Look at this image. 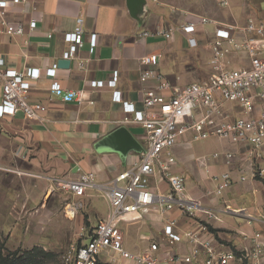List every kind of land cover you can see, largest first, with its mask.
Returning a JSON list of instances; mask_svg holds the SVG:
<instances>
[{
  "label": "crops",
  "instance_id": "1",
  "mask_svg": "<svg viewBox=\"0 0 264 264\" xmlns=\"http://www.w3.org/2000/svg\"><path fill=\"white\" fill-rule=\"evenodd\" d=\"M216 5L218 12L207 15L191 13L163 0H145L142 11L133 16L128 0H24L10 4L8 16L13 22L28 25L35 17L37 28L23 35L0 33V53L9 67L40 68L42 76L33 83L30 100L45 103L48 110L46 121L26 118L21 112L0 118V230L9 243L29 244L34 232L49 228L45 223H50L53 209L49 207L50 201L44 203L48 193L50 197L58 194L64 199L61 192L51 190L50 182L42 175L78 176L90 171L96 174L98 182H105L139 162L146 146L145 131L140 124L126 120L134 114L126 113L122 102L113 100V92L119 90L123 101L133 103L138 110L144 109L143 94L156 85L142 77L145 56H157L153 66L171 81L173 89L203 79L199 78L200 70L209 72L212 51L206 33L210 37L214 26L200 28L202 34L197 47H191L182 32L164 39L144 36L145 31L198 21L200 16L237 27L246 25L250 17L264 21V0H232L229 8ZM79 17L84 20V45L71 59L70 67L59 68L56 79L65 90H84L87 97L81 104L52 97L53 80L45 74L69 48L64 35L75 29ZM232 32L238 38L243 37L234 28ZM93 33L97 34L94 48L90 44ZM238 55H231L232 59L238 61ZM115 73L118 74L116 86H91L92 80H108ZM225 108L233 116L241 112L235 104L226 103ZM121 128L125 133L120 137L121 142H117L114 134ZM209 139H215L216 144L196 147V140L190 134L178 142L173 148L176 163L172 172L185 177L190 198L200 199L217 211V218L210 224L215 231L210 236L229 247L244 249L250 245L249 237L255 231L264 230V177H252L250 162L238 145L215 137ZM227 152L235 153L230 165L226 163ZM215 153L219 156L215 157ZM228 170L234 180L232 187L221 196L206 195L216 185L214 176ZM241 175L245 176L244 180L240 179ZM162 184L167 190L166 181L159 184L163 190ZM91 197H94L91 210L102 220L109 212V204L98 189L89 190L88 196L81 200L87 205ZM226 206L245 208L256 220L249 224L240 215L225 213L222 210ZM177 213L170 211L166 216ZM221 214L238 219L227 222ZM37 216L41 218L40 224L35 223ZM181 222V228L185 227L184 218ZM162 226L161 218L152 221L137 215L119 221L126 246L135 251L143 249L148 238L159 236ZM134 239L144 246H134ZM174 250L186 253L189 246L177 244Z\"/></svg>",
  "mask_w": 264,
  "mask_h": 264
},
{
  "label": "built area",
  "instance_id": "2",
  "mask_svg": "<svg viewBox=\"0 0 264 264\" xmlns=\"http://www.w3.org/2000/svg\"><path fill=\"white\" fill-rule=\"evenodd\" d=\"M231 1L215 0L223 8H229ZM21 2L24 0H0V33L14 36L36 30L35 17L28 25L9 18L10 4ZM83 22L79 17L75 29L65 33L69 48L63 58L76 57L83 47ZM209 25L214 29L210 37L206 33L212 51L206 77L173 89L171 81L153 66L157 56L150 55L143 59L146 68L142 77L153 80L156 85L144 92V109L138 110L133 103L123 101L119 90L113 92V100L122 102L126 113L134 114L126 120L140 124L145 131L146 146L137 164L105 182H98L96 174L90 171L78 176L42 175L50 182L52 191L61 192L66 208L73 214L85 206L81 198H86L89 190H100L109 204L107 216L95 225L88 239L63 256L66 264H264V230L255 231L249 237L250 245L244 249L215 240L210 236V224L217 218V211L200 199L190 198L185 177L172 172L176 163L173 148L190 134L192 140L215 137L238 145L250 162L252 177H264V21L250 17L246 25L237 27L200 16L198 21L158 27L143 35L170 39L176 32H182L189 45L197 47L202 34L200 28ZM233 28L243 37L235 36ZM90 44L92 48L96 46L97 34H91ZM233 54H239L238 61L232 59ZM59 68L55 62L45 73L53 80L52 97L83 103L86 92L65 90L56 79ZM41 76L38 67L19 70L7 66L0 53V118L21 112L32 120H47V105L30 100L33 83ZM117 81L115 73L108 80H92L91 86L114 87ZM166 91L170 93L165 94ZM226 103L237 105L240 114L233 116L225 108ZM214 156L218 157L219 153ZM225 158L230 165L235 153L227 152ZM240 179L244 180L245 176L241 175ZM214 180L216 185L209 192L215 196H221L234 181L229 170L215 175ZM164 181L169 185L165 191L159 185ZM170 211L178 213L167 217ZM222 211L240 215L249 224L256 220L245 208L226 206ZM134 215L152 221L161 218L163 224L160 240L148 238L147 245L137 251L126 246L125 233L119 227L121 219ZM183 218L186 225L181 228ZM177 244H187L189 251L174 250Z\"/></svg>",
  "mask_w": 264,
  "mask_h": 264
},
{
  "label": "rangeland",
  "instance_id": "3",
  "mask_svg": "<svg viewBox=\"0 0 264 264\" xmlns=\"http://www.w3.org/2000/svg\"><path fill=\"white\" fill-rule=\"evenodd\" d=\"M166 3L174 6L185 8L191 13L195 14H207L212 15L217 13V5L214 0H163ZM209 73V72H208ZM208 73L199 71V78H203L208 75ZM210 144H216L215 139H206V140H196L194 145L196 147L205 146ZM204 147V148H205ZM167 183V182H166ZM167 185V184H166ZM165 184H162L163 190ZM169 186V185H168ZM51 193L46 195L44 203L51 202L49 207L53 209V216L50 220L49 228H47L43 232H34L33 233V241L29 244H12L8 242L7 236L3 234L0 230V243L2 245V253L7 254H17L24 255L25 257L29 252L33 254L34 248H43L45 252L49 253L48 255H43L40 252L35 253V257L39 260L36 264H66L64 261V255L67 251L76 246H80L83 244L88 237L92 234L93 228L100 221L98 214L91 210L92 207V199L90 198V202H84L85 206L82 207L76 214L71 216V211L66 208V201L59 196L58 194L51 196ZM206 195L213 196L210 192ZM97 210V209H96ZM96 216H94V214ZM223 220L225 221H236L238 218L234 215L230 214H221ZM219 215V216H221ZM35 223L40 224L41 218L37 216L35 218ZM152 232L157 235V231L150 224ZM155 230V231H154ZM229 232V230H226ZM148 234L150 229H146ZM131 231L129 234V238L131 236ZM152 235V234H151ZM157 240H160L159 237H156ZM36 243V244H35ZM39 243V245H37ZM134 246H144V244L137 239L133 240ZM1 248V246H0ZM234 248V247H233ZM34 264V263H33Z\"/></svg>",
  "mask_w": 264,
  "mask_h": 264
},
{
  "label": "trees",
  "instance_id": "4",
  "mask_svg": "<svg viewBox=\"0 0 264 264\" xmlns=\"http://www.w3.org/2000/svg\"><path fill=\"white\" fill-rule=\"evenodd\" d=\"M210 229L212 231H215V229H213L210 226ZM0 264H36L39 262V260H37V257H35V253L40 252L43 255H48L49 253L45 252V250L43 248H34L33 250V254L31 252L28 253V255L25 257L24 255H19V253H15V254H3L2 253V245L0 243Z\"/></svg>",
  "mask_w": 264,
  "mask_h": 264
},
{
  "label": "water",
  "instance_id": "5",
  "mask_svg": "<svg viewBox=\"0 0 264 264\" xmlns=\"http://www.w3.org/2000/svg\"><path fill=\"white\" fill-rule=\"evenodd\" d=\"M145 0H128L129 9L133 16L139 15V13L142 11V6ZM59 67L62 68H68L71 65V59L62 58L58 61ZM125 133L124 129H119L117 132H115L114 136H116V141L121 142V135Z\"/></svg>",
  "mask_w": 264,
  "mask_h": 264
},
{
  "label": "bare ground",
  "instance_id": "6",
  "mask_svg": "<svg viewBox=\"0 0 264 264\" xmlns=\"http://www.w3.org/2000/svg\"><path fill=\"white\" fill-rule=\"evenodd\" d=\"M71 216H73V213H72V211H71Z\"/></svg>",
  "mask_w": 264,
  "mask_h": 264
}]
</instances>
